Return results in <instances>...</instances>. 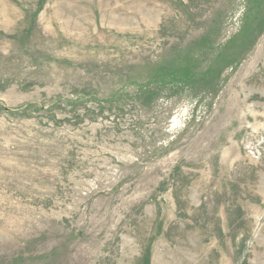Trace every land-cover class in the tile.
I'll list each match as a JSON object with an SVG mask.
<instances>
[{
    "label": "rangeland",
    "instance_id": "rangeland-1",
    "mask_svg": "<svg viewBox=\"0 0 264 264\" xmlns=\"http://www.w3.org/2000/svg\"><path fill=\"white\" fill-rule=\"evenodd\" d=\"M0 264H264V0H0Z\"/></svg>",
    "mask_w": 264,
    "mask_h": 264
}]
</instances>
